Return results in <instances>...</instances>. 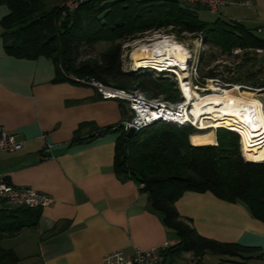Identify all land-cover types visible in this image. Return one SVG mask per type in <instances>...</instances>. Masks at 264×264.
Returning a JSON list of instances; mask_svg holds the SVG:
<instances>
[{
    "label": "trees",
    "instance_id": "1",
    "mask_svg": "<svg viewBox=\"0 0 264 264\" xmlns=\"http://www.w3.org/2000/svg\"><path fill=\"white\" fill-rule=\"evenodd\" d=\"M0 6L8 10L0 21L5 53L19 59L50 61L55 70L52 83L72 77L90 79L117 89H137L147 98L160 96L165 101H178L173 82L152 80L142 76L141 71L127 74L121 69V46L125 41L145 31L163 30L177 39L183 34H200L208 48L229 56L236 71L234 74L224 66L217 73L223 82L264 87V80L258 79L261 71L255 70L256 57L260 55L264 60V51L254 52L263 50L261 40L236 22L219 18L202 22L194 9L175 0H79L73 10H66L64 4L47 8L43 0H0ZM100 44L105 48L90 56ZM234 48L241 50L238 56L230 55ZM201 63L202 59L200 67ZM215 76L211 70L199 74L200 80ZM132 79L138 82L133 84ZM86 126H78L68 145L90 142L106 132H119L118 125L91 128L88 135L80 136ZM192 132L189 126L161 122L129 136L119 132L113 149V171L141 186L148 210L175 235L176 242L162 252L163 263L176 264L185 253L199 259L206 254L250 258L254 249L198 235L178 215L174 203L184 192H208L227 203L239 202L251 218L264 225V163H246L240 156L238 136L230 131L216 129L215 144L202 146L189 143ZM40 214L41 209L1 207L0 243L25 228H34ZM18 262L12 249L0 247V264Z\"/></svg>",
    "mask_w": 264,
    "mask_h": 264
},
{
    "label": "crops",
    "instance_id": "2",
    "mask_svg": "<svg viewBox=\"0 0 264 264\" xmlns=\"http://www.w3.org/2000/svg\"><path fill=\"white\" fill-rule=\"evenodd\" d=\"M48 1L50 8L67 0ZM237 9L208 12L242 24L264 44V0ZM7 14L0 6V21ZM3 34L0 25V127L23 141V148L0 152V175L17 189L38 190L50 199L34 228L4 240L19 258L16 264H104L103 257L114 251L130 256L133 249L172 246L175 235L148 210L140 187L113 171L120 129L68 145L80 124H87L80 136L120 125L127 118L123 103L102 100L90 85L72 78L52 83L51 62L8 56ZM174 207L201 237L254 249L250 258L223 257V264H264V225L239 202L184 192Z\"/></svg>",
    "mask_w": 264,
    "mask_h": 264
},
{
    "label": "built area",
    "instance_id": "3",
    "mask_svg": "<svg viewBox=\"0 0 264 264\" xmlns=\"http://www.w3.org/2000/svg\"><path fill=\"white\" fill-rule=\"evenodd\" d=\"M250 0H181V3L185 5H199L205 7L209 12L213 14H220V11L227 7H248ZM77 5V1L70 0L64 3L66 10H73ZM154 32V31H153ZM150 31L144 32L142 38H136L125 41L121 46V69L122 72L127 74H136L138 70H149L155 75L171 74L176 77V90L179 93V101L169 102L158 98H147L141 91L137 89H117L111 86L104 85L94 80H78L72 77L75 83L90 85L102 100H113L123 103L127 110L128 120H124L120 123L119 129L123 133H127L132 129L133 133L141 130L142 128L152 123H168L175 126H189L194 131H201L198 128L199 124H196L191 114L192 101H187L180 89L178 76L176 75V68H178L179 62H176L170 55H164L163 51H155L156 46L170 45L175 42H169L168 38H158L157 33H152L151 37H146ZM187 38L195 37L194 45L196 51L192 54L188 49L181 45H178L183 49L186 60L183 62L186 67V80L189 85L191 93H198L205 89L206 84L210 85V91L216 94H222L223 88L228 90H234L236 93L242 86H231L224 84V82L217 78H205L203 82H199V58L203 55L207 49L204 43L202 35L197 34L195 36L184 34ZM145 49L149 51V55L133 61L131 53L133 50ZM140 49V50H141ZM239 49H232L230 55L240 54ZM256 54H261L263 50L255 49ZM163 59L165 63H159ZM166 59V60H164ZM173 67V68H171ZM161 70V71H160ZM163 76V75H162ZM202 86V87H201ZM201 87V88H200ZM245 88V87H244ZM251 92H257L260 89L245 88ZM264 90V88H262ZM194 99V98H193ZM264 108V100L262 102ZM204 127L209 126L208 120H203ZM219 127H212L216 129ZM224 128V127H223ZM226 129V128H225ZM228 130V129H226ZM231 131V130H229ZM235 132V131H234ZM239 137V146L241 148V139L239 133L236 132ZM43 138V136H41ZM23 141L18 140L15 136L8 134L2 127H0V152H17L22 150ZM46 149L51 150V146L47 145ZM141 187V186H139ZM50 202V199L41 191L34 189H17L9 183L6 175H0V203L4 207L16 208L26 207L30 209H42L46 207ZM166 245L160 247H152L148 249H133L130 256L124 255L120 251H114L105 257H103L104 264H165L163 263L162 252L166 249ZM199 258L189 253L184 264H198Z\"/></svg>",
    "mask_w": 264,
    "mask_h": 264
},
{
    "label": "bare ground",
    "instance_id": "4",
    "mask_svg": "<svg viewBox=\"0 0 264 264\" xmlns=\"http://www.w3.org/2000/svg\"><path fill=\"white\" fill-rule=\"evenodd\" d=\"M141 49V48H140ZM132 51L133 61L142 59L149 55L145 49ZM155 51H163L164 55H170L179 62L176 68L180 89L186 99H200V102L191 107V114L200 127V132H193L190 135V143L193 146L213 145L214 137L209 127L224 126L226 129L236 131L241 138L243 158L245 162L252 164L264 163V108L263 105L255 100L245 99L243 97H228V92L234 90H225L222 94L207 95L203 98L197 93H191L186 80V67L183 65L186 57L183 49L176 44L156 46ZM166 60V59H164ZM159 63H165L163 59ZM173 68V67H171ZM161 71V70H160ZM211 94V93H209ZM239 95V92H237ZM203 120H208L209 127H204Z\"/></svg>",
    "mask_w": 264,
    "mask_h": 264
},
{
    "label": "rangeland",
    "instance_id": "5",
    "mask_svg": "<svg viewBox=\"0 0 264 264\" xmlns=\"http://www.w3.org/2000/svg\"><path fill=\"white\" fill-rule=\"evenodd\" d=\"M44 1V0H43ZM46 1V4H48L49 3V1L48 0H45ZM67 1H70V0H67ZM66 1V2H67ZM75 1H79V0H75ZM249 5H250V1H249ZM248 5V6H249ZM190 8H192V9H194V11H195V13H196V15H197V17H198V19L200 20V21H202V22H207V23H210V22H212V21H214L215 19H216V15H213V14H211V13H209L208 12V10H206V9H204V8H202V7H200V6H197V5H190ZM241 8V7H240ZM242 8H247V7H242ZM237 9V8H236ZM229 10H231V9H229ZM234 11H238V9L237 10H234ZM233 10H231V12H234ZM239 11H241V10H239ZM220 20H222V21H225V22H228L227 20H226V18H222V17H220L219 18ZM150 31V33L149 34H147V35H145L146 37H151V35H154V34H152V33H157V35L159 36L158 38H161V39H164V38H168V40H169V42H175L174 44H176V45H181V46H183L184 48H186V49H188V51L190 52V54H192V53H194L195 51H196V47H195V45H194V42L196 43V41H195V37H192V38H187V37H185L184 36V34H183V37L182 38H176L173 34H171V32H169V31H167V32H165V31H163V30H149ZM154 31V32H153ZM145 32H147V31H145ZM144 33V32H143ZM143 33H141V34H137V35H140L138 38H142L143 37ZM137 35L134 37V38H136L137 37ZM152 38V37H151ZM133 39V38H132ZM105 46L106 45H103V44H100V45H98L97 47H96V49H95V51H94V53H92V54H90V56H93V55H97V53H99V52H101L104 48H105ZM206 47H207V49L204 51V53H203V55H201L200 56V58H199V64H200V60L202 59V63H201V67L199 66V69L201 70L200 71V73L202 74V73H205L206 71H208V70H211L213 73H215V77L214 78H217L218 80H220V81H222L220 78H219V76L217 75V73L218 72H221V71H223V67L225 66V67H228V68H230V70L231 71H233V73L235 74V71H236V68L234 67L235 65H233L232 64V60H230L231 58H229V56L227 57V55L226 54H223V55H219V53H218V50L216 51L215 49H213V48H208V45H206ZM234 49H239V48H234ZM240 50V49H239ZM241 51V50H240ZM241 53V52H240ZM237 56L239 55V54H236ZM236 55H232V56H236ZM233 67L235 68V69H233ZM245 69H247V68H245ZM123 70V69H122ZM255 70H259V71H261V73L258 75V79H259V81L260 80H264V60H263V58L260 56V55H258L257 57H256V64H255ZM139 71H141L142 72V76L143 75H148V76H150V78L152 79V80H160V79H165V80H168L169 82H173L174 83V87H175V89H176V84H175V82H176V77L174 76V75H171V74H162V75H155V74H153L151 71H149V70H138L136 73H138ZM200 73H198V74H200ZM135 74V73H134ZM224 75V74H223ZM136 77H140V76H136ZM138 82V79H132V83L133 84H135V83H137ZM199 82H203V79L202 80H200ZM223 82V81H222ZM204 83V82H203ZM224 84H229V83H225L224 82ZM229 85H231V86H242L241 87V89H239L238 90V92H239V95L236 93V92H228L227 94V96L228 97H231V98H234V97H243V98H245V99H252V100H257L258 102H260L261 104H262V102H263V100H264V90H262V88H264V87H261V88H255L254 87V89H260V90H258L257 92H251V91H249V90H246L245 88H250L251 89V87L250 86H246V85H238V84H229ZM202 87V86H201ZM200 87V88H201ZM245 87V88H244ZM228 88H231V87H228ZM228 88L226 87V89L225 88H223V90L225 91V90H228ZM202 89V91H200V92H198L197 93V95H200V97L201 98H203V97H205V96H207V95H213L212 94V92L210 91V85L209 84H206V86H205V89L204 88H201ZM177 91V90H176ZM178 92V91H177ZM196 93V92H195ZM209 93H211V94H209ZM214 94H216L215 92H214ZM178 96H179V93H178ZM160 97V96H159ZM158 98V97H157ZM192 100V104H191V107H194L196 104H197V102L199 103L200 102V99H198L197 100V98H191ZM179 100H180V98H179ZM178 100V101H179ZM263 105V104H262ZM264 118V117H263ZM127 120L129 119L128 117L126 118ZM264 120V119H263ZM209 127V126H208ZM207 127V128H208ZM216 127H219V128H221V129H224V130H226L225 129V127L224 126H216ZM224 127V128H223ZM219 128H216V129H219ZM208 129H211L210 127L208 128ZM216 129H211L212 130V133H213V137H214V134H215V131H216ZM227 131H229V130H227ZM193 132H200V131H194L193 130ZM193 132H192V134H193ZM230 132H232V133H234V134H236V131L234 132V131H230ZM237 135V134H236ZM238 136V135H237ZM190 137V136H189ZM215 139V138H214ZM241 139V138H240ZM238 140H239V137H238ZM189 141V143H190V139L188 140ZM215 141V140H214ZM191 144V143H190ZM214 144H215V142H214ZM213 144V145H214ZM193 146V145H192ZM239 152H240V156L242 157V159H244L243 158V152H242V145H241V148H240V146H239ZM10 241H3V242H1L0 243V247H2L3 249H7V248H10ZM188 257V254H181L180 256H179V258H178V260H176V264H184V261L186 260V258ZM223 257L222 256H217V255H212V254H206V255H204V256H202L200 259H199V262H198V264H218L220 261H221V259H222Z\"/></svg>",
    "mask_w": 264,
    "mask_h": 264
},
{
    "label": "water",
    "instance_id": "6",
    "mask_svg": "<svg viewBox=\"0 0 264 264\" xmlns=\"http://www.w3.org/2000/svg\"><path fill=\"white\" fill-rule=\"evenodd\" d=\"M132 133H133V130L130 129V130L127 131L126 136H129V135H131ZM48 156H49V155H48ZM246 163H248V162H246ZM250 164H252V163H250ZM254 165H257V164H254Z\"/></svg>",
    "mask_w": 264,
    "mask_h": 264
}]
</instances>
